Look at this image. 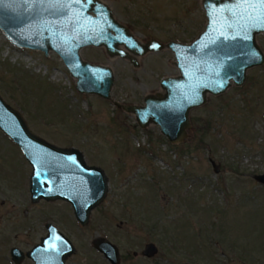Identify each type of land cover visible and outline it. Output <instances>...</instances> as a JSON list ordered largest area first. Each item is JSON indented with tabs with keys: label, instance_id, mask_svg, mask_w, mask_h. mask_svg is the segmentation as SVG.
Instances as JSON below:
<instances>
[{
	"label": "rangeland",
	"instance_id": "1",
	"mask_svg": "<svg viewBox=\"0 0 264 264\" xmlns=\"http://www.w3.org/2000/svg\"><path fill=\"white\" fill-rule=\"evenodd\" d=\"M101 1L142 43L188 44L205 30L202 0ZM257 41L264 52V33ZM81 56L114 70L112 98L124 105H143L162 92L163 78L179 75L171 50L140 58L139 67L104 48L86 47ZM0 95L33 133L81 150L109 178L107 197L82 226L67 202L32 203V167L0 130V264H14L11 249L26 253L40 243L48 223L77 249L67 264H110L94 248L101 238L119 248L120 264H264V185L256 179L264 174V65L248 70L243 86L194 109L181 144L159 126L141 129L110 101L79 94L56 53L18 48L1 30ZM149 243L159 252L145 259Z\"/></svg>",
	"mask_w": 264,
	"mask_h": 264
},
{
	"label": "water",
	"instance_id": "2",
	"mask_svg": "<svg viewBox=\"0 0 264 264\" xmlns=\"http://www.w3.org/2000/svg\"><path fill=\"white\" fill-rule=\"evenodd\" d=\"M201 4L206 15L205 30L188 44L157 39L140 42L101 0H3L0 30L18 48L45 55L56 53L76 80L79 94L110 101L134 115L141 129L159 126L170 143L181 144L189 138L194 109L203 107L209 96L222 95L233 85L243 86L248 70L264 65V52L257 41L264 27L251 29L247 39L241 27L252 9H247L245 18L240 20L244 9L238 7L237 0H202ZM86 47L104 48L110 58L128 60L134 67H139V59L148 54L171 50L179 75L163 78L162 92L145 96L143 105H124L112 98L114 70L85 61L81 51ZM0 130L21 149L32 167V203L68 202L77 221L88 225L92 211L109 193L105 171L88 165L81 150L58 147L33 133L23 115L1 95ZM211 164L218 173L220 165L213 160ZM256 179L264 185V174ZM46 230L47 235L28 252L11 250L15 264H21L26 257L34 264H67L77 252L75 245L53 224L48 223ZM93 245L111 264H120L116 245L104 238ZM158 252L156 244L149 243L142 255L152 258Z\"/></svg>",
	"mask_w": 264,
	"mask_h": 264
},
{
	"label": "snow or ice",
	"instance_id": "3",
	"mask_svg": "<svg viewBox=\"0 0 264 264\" xmlns=\"http://www.w3.org/2000/svg\"><path fill=\"white\" fill-rule=\"evenodd\" d=\"M29 0H25L28 3ZM32 3H44L45 0H31ZM3 3V0H0ZM238 7L243 8L244 12H241L238 19L243 20L245 18V12L247 9H252L251 12H247V21L241 25L245 31V38H250L248 32L253 28L264 27V0H237ZM229 27L232 25L229 24ZM155 47V45H154Z\"/></svg>",
	"mask_w": 264,
	"mask_h": 264
},
{
	"label": "flooded vegetation",
	"instance_id": "4",
	"mask_svg": "<svg viewBox=\"0 0 264 264\" xmlns=\"http://www.w3.org/2000/svg\"><path fill=\"white\" fill-rule=\"evenodd\" d=\"M142 254V253H141ZM133 256L137 259L139 256H138V253L137 252H134L133 253ZM145 258V257H144ZM145 259H149V258H145ZM121 260H122V257H121ZM120 260V261H121ZM110 263V262H109ZM111 264V263H110Z\"/></svg>",
	"mask_w": 264,
	"mask_h": 264
},
{
	"label": "bare ground",
	"instance_id": "5",
	"mask_svg": "<svg viewBox=\"0 0 264 264\" xmlns=\"http://www.w3.org/2000/svg\"><path fill=\"white\" fill-rule=\"evenodd\" d=\"M103 2H105V1H103Z\"/></svg>",
	"mask_w": 264,
	"mask_h": 264
}]
</instances>
